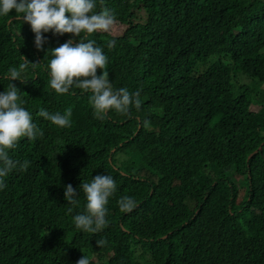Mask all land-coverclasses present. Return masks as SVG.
Listing matches in <instances>:
<instances>
[{
  "label": "trees",
  "instance_id": "trees-1",
  "mask_svg": "<svg viewBox=\"0 0 264 264\" xmlns=\"http://www.w3.org/2000/svg\"><path fill=\"white\" fill-rule=\"evenodd\" d=\"M96 3L95 11L113 9L115 22L88 39L107 56L114 89H141L131 117L112 111L98 120L91 93L51 89L47 52L71 34L43 33L37 50L27 22L0 18V92L21 55L41 61L25 71L26 83H13L44 133L9 151L33 163L0 190V264H76L82 256L90 264H264V0ZM41 107H71V126L38 117ZM108 174L117 183L108 226L77 229L79 185ZM67 184L78 206L64 199ZM122 196L136 200L132 212H120Z\"/></svg>",
  "mask_w": 264,
  "mask_h": 264
},
{
  "label": "clouds",
  "instance_id": "clouds-1",
  "mask_svg": "<svg viewBox=\"0 0 264 264\" xmlns=\"http://www.w3.org/2000/svg\"><path fill=\"white\" fill-rule=\"evenodd\" d=\"M100 4L103 5L104 0H100ZM96 8V0H0V18H7L9 24L13 19L27 22L34 33V47L37 50L42 49L46 42L43 33L71 34L66 42L47 52L50 56L47 71L51 89L59 95L72 94L70 90L73 88L80 89L82 93H91L88 102L94 118L98 120H105L112 111L131 117L133 108L136 111L141 109V89L134 92L124 87L114 89L110 82L106 70L108 58L102 48L88 37L96 32H109L115 22V13L108 7H101L99 11H95ZM13 10L14 18L11 15ZM74 38H78V42L74 43ZM107 46L110 49L114 47L115 39L108 41ZM21 56L23 62L18 67L8 68L5 79L10 83L6 90L0 92V190L6 187L5 178L10 173L27 171L33 163L27 159H13L9 151L15 149L23 138L34 141L44 135L33 122L32 114L22 106L25 101L13 83H26L28 79L23 78L25 71L29 67L37 69L41 61L31 62ZM36 115L60 128L71 126V107L65 109L63 114H53L41 107ZM79 187L84 194V211L72 217L74 225L79 230L96 234L108 226L106 205L117 191V183L109 174L96 175ZM78 195L71 184L64 186V199L69 205H79ZM117 204L120 212L125 214L137 207L136 200L130 196H122ZM68 212L72 213L73 207H69ZM105 243L103 239L96 241L98 246ZM76 264H90V261L82 256Z\"/></svg>",
  "mask_w": 264,
  "mask_h": 264
},
{
  "label": "rangeland",
  "instance_id": "rangeland-1",
  "mask_svg": "<svg viewBox=\"0 0 264 264\" xmlns=\"http://www.w3.org/2000/svg\"><path fill=\"white\" fill-rule=\"evenodd\" d=\"M153 177H154V179L156 180L157 179V176H155V175H152ZM241 179V180H240ZM237 183L240 185V186H242L243 187V180H242V178H239L238 179V181H237Z\"/></svg>",
  "mask_w": 264,
  "mask_h": 264
},
{
  "label": "water",
  "instance_id": "water-1",
  "mask_svg": "<svg viewBox=\"0 0 264 264\" xmlns=\"http://www.w3.org/2000/svg\"><path fill=\"white\" fill-rule=\"evenodd\" d=\"M260 151H262V145L260 147V150L256 152V154H258Z\"/></svg>",
  "mask_w": 264,
  "mask_h": 264
}]
</instances>
